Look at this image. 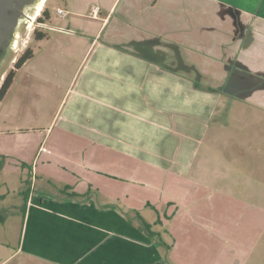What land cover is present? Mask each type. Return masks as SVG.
Listing matches in <instances>:
<instances>
[{"label":"crops","instance_id":"1","mask_svg":"<svg viewBox=\"0 0 264 264\" xmlns=\"http://www.w3.org/2000/svg\"><path fill=\"white\" fill-rule=\"evenodd\" d=\"M82 1L84 9L91 12L73 13L92 16L101 24V30L112 19L118 0L107 11L90 0ZM48 2L44 9L50 16ZM127 2L128 10L123 14L134 17L128 24L136 34L135 47L149 56L138 54L151 66L171 63L180 68L188 99L193 98L192 93H200L189 82L197 78L199 83L223 86L226 93L264 105V0ZM69 3L73 5L74 0ZM96 5L99 12L94 15ZM132 10L137 13L130 14ZM120 30L121 22L113 32ZM144 33L146 38H141ZM170 45L178 47L175 60L169 57ZM201 58L209 60L208 68ZM92 74L79 79L76 71L68 78H58L61 99L76 91L80 103L92 100L94 104L97 97L104 109H116L108 101L119 96L115 81ZM123 95L136 96L130 88ZM126 101L130 100L123 103ZM92 122L77 123L67 116L58 129L55 126L48 130L50 133L27 137L24 142H9L10 134L0 133V153L13 159L17 156L32 174L31 184L20 190L24 198L25 192L27 195L19 248L1 258L0 264L20 253L50 264H232L231 240H217L214 231L218 223L222 227L223 220H218L213 203L199 202L196 190L202 185L216 189L210 174L204 178L202 173L200 177L201 170L215 174L230 167L240 170L235 167L237 162L225 163V156H218L222 150L211 151L210 143L217 144L215 141L204 137L195 140L192 135V140L169 139L178 152L181 145L184 156L179 152L175 159L162 158L158 164L129 147L103 139L105 131ZM139 157L145 161L143 164H137ZM218 179L222 180L220 192L227 194V183ZM65 187H71L69 193L86 195L59 192ZM142 219L152 225L151 233L144 228Z\"/></svg>","mask_w":264,"mask_h":264},{"label":"rangeland","instance_id":"2","mask_svg":"<svg viewBox=\"0 0 264 264\" xmlns=\"http://www.w3.org/2000/svg\"><path fill=\"white\" fill-rule=\"evenodd\" d=\"M69 1L49 0L47 8L51 21L42 28L50 39L34 41L32 33L36 21L29 30L25 28L28 22L20 23L15 47L9 49L0 64V83L3 82L2 76H6L15 65L14 60L24 51L29 36L32 37V46L36 43L35 55L16 71L12 86L0 99V133H9V142L14 139L24 142L27 137L38 138L55 126L58 129L67 116L77 123L86 124L91 120L105 131L103 139L117 142L115 144L123 148L129 147L140 157L158 164L162 158L178 157L179 152L184 156L181 145L178 152L169 139L187 137L192 140L194 135L195 140L200 137L213 140L217 144L210 143L211 151L222 150L218 156L224 155L225 163L227 161L230 165L231 160L236 161L235 167L240 170L230 167L218 170L216 174L201 170L200 177L202 173H205L204 178L210 174L216 189L204 185L198 188L199 202L216 206L214 212L218 220H223V225L220 227L218 223L214 228L215 235L217 240H231L232 264H237L238 260L239 264H264V105L258 100L226 93L223 86L199 83L197 78H191L189 82L200 93L194 92L193 98L188 99L187 86L180 80V68L171 63L151 66L138 54L149 56L135 47L136 34L128 24L134 17L123 14L128 10V0L115 3L112 19L101 30V24L92 16L86 18L73 13L77 10L84 14L91 12L89 8L84 9L82 0L78 3L74 0L73 5ZM106 1L108 4L102 0H90V3L107 11L114 0ZM45 7L44 4L43 9ZM59 7L65 10L64 15L58 13ZM35 9L31 7L28 11L34 13ZM136 13L130 11V14ZM119 22L120 32H113ZM61 29L67 30V34H61ZM82 30L89 36H81L85 33ZM141 38H146L145 33ZM170 51L169 57L177 59V45H170ZM201 60L208 68L209 60ZM76 71L79 79L90 73L99 75L101 80L111 77L119 96L108 101L120 111L111 106L104 109L97 97L94 104L92 100L80 103L76 91L62 100L63 93H58L57 80L68 78ZM107 74L109 76H105ZM128 88L136 94L135 97H124ZM124 100L131 102L123 103ZM35 144L32 143L34 148ZM214 145H217L216 149ZM8 156L0 153V194L4 196L0 200V214L4 217L0 221V261L19 248L25 203L20 190L29 186L32 180L30 170L23 168L17 156H12L15 159ZM142 158L137 164L145 162ZM218 177L227 183V194L220 192L222 180ZM186 183L190 184V181ZM4 264L50 263L20 253L11 256Z\"/></svg>","mask_w":264,"mask_h":264},{"label":"water","instance_id":"3","mask_svg":"<svg viewBox=\"0 0 264 264\" xmlns=\"http://www.w3.org/2000/svg\"><path fill=\"white\" fill-rule=\"evenodd\" d=\"M41 1L0 0V64L14 44L20 23L31 18L28 9L38 6Z\"/></svg>","mask_w":264,"mask_h":264},{"label":"trees","instance_id":"4","mask_svg":"<svg viewBox=\"0 0 264 264\" xmlns=\"http://www.w3.org/2000/svg\"><path fill=\"white\" fill-rule=\"evenodd\" d=\"M42 13L43 14H46V16H48L49 17V14L47 13V9H44L43 11H42ZM32 51L31 50H28L19 60H18V62L16 63V65H15V68L14 69H11L8 73H7V75L5 76V78H4V81H3V83H2V85H1V87H0V99L1 98H3L5 95H6V93L8 92V90L10 89V87H11V85H12V83H13V81H14V78H15V75H16V70L18 69V68H20L23 64H24V62H26L28 59H30L31 57H32ZM2 164H1V160H0V166H1ZM71 187H65V188H61V189H59V192H61V193H64V194H68V195H70V196H85L86 194H80V193H78V192H76V191H73V192H70L69 193V191H68V189H70ZM24 195H25V199H26V192L24 193ZM4 198V196L3 195H1L0 194V199H3ZM4 220V217L0 214V221H3ZM142 223H143V226H144V228L146 229V231L149 233H151L152 231H151V224L150 223H148L147 221H145L144 219H142Z\"/></svg>","mask_w":264,"mask_h":264},{"label":"flooded vegetation","instance_id":"5","mask_svg":"<svg viewBox=\"0 0 264 264\" xmlns=\"http://www.w3.org/2000/svg\"><path fill=\"white\" fill-rule=\"evenodd\" d=\"M44 7V6H43ZM44 10V9H43ZM36 19V20H35ZM34 19V21H36V24H35V30L33 31V33L32 34H34V38H33V40L34 41H38V42H40L41 40H43V39H46V38H49L50 39V36H49V34L45 31V29H43L44 28V26L48 23V22H50L51 21V17L49 16H46V14H43L42 12L40 13V15L38 16V17H36ZM26 22H28V20H26L25 21V23ZM43 27V28H42ZM25 28H26V26H25ZM67 30H60L59 32L61 33V34H67V32H66ZM30 38H29V40L27 41V45H26V47H25V49H23L24 51L22 52V54L19 56V58L18 59H16V60H14V62H15V65H16V63L18 62V60L28 51V50H31L32 51V56L35 54V47H36V43H35V45L34 46H32V41H30L31 39H32V37L31 36H29ZM12 47H15L14 46V44L12 45ZM16 51H18L19 49H15ZM7 55H8V53H7ZM7 55H6V57H7ZM5 57V58H6ZM4 58V59H5ZM13 59V58H12ZM15 65H13V68L12 69H14L15 68Z\"/></svg>","mask_w":264,"mask_h":264},{"label":"bare ground","instance_id":"6","mask_svg":"<svg viewBox=\"0 0 264 264\" xmlns=\"http://www.w3.org/2000/svg\"><path fill=\"white\" fill-rule=\"evenodd\" d=\"M45 2H46V0H42V1L38 4V6H36V9H35L34 13H32L31 18L28 20L29 23H30V26L32 25L34 19L40 15L41 10L43 9V6H44ZM35 20H36V19H35Z\"/></svg>","mask_w":264,"mask_h":264},{"label":"built area","instance_id":"7","mask_svg":"<svg viewBox=\"0 0 264 264\" xmlns=\"http://www.w3.org/2000/svg\"><path fill=\"white\" fill-rule=\"evenodd\" d=\"M99 12V6H94L93 7V13H94V15L95 14H97ZM58 13H60V14H64L65 12H64V10L63 9H61V8H59V10H58ZM26 28L29 30V28H30V23H29V21H28V23H27V25H26ZM34 176V175H33ZM33 179H34V177H33Z\"/></svg>","mask_w":264,"mask_h":264}]
</instances>
